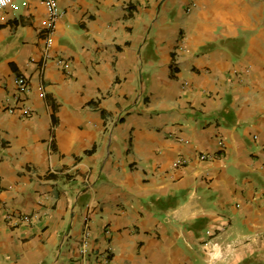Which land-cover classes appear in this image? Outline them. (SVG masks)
<instances>
[{
    "label": "crops",
    "instance_id": "0c3cea01",
    "mask_svg": "<svg viewBox=\"0 0 264 264\" xmlns=\"http://www.w3.org/2000/svg\"><path fill=\"white\" fill-rule=\"evenodd\" d=\"M57 2L0 9V264H264V0Z\"/></svg>",
    "mask_w": 264,
    "mask_h": 264
},
{
    "label": "built area",
    "instance_id": "2783aa9c",
    "mask_svg": "<svg viewBox=\"0 0 264 264\" xmlns=\"http://www.w3.org/2000/svg\"><path fill=\"white\" fill-rule=\"evenodd\" d=\"M11 1L12 0H0V9L7 8L11 4ZM43 1L48 6V12H49L48 13V16H49L48 19H49L50 25H53L56 17L60 14L58 2H57V0H43ZM59 62L64 63L62 60H59ZM64 65L67 66V63H64ZM15 83L22 90H28V88H29L26 78L22 75H18L15 77ZM14 109H18L23 116H27L31 112V108L25 107V106H23V107H11L10 111H13ZM222 145L223 144L221 143V146ZM200 157L202 159H209V158H212V155L203 153L200 155ZM185 162H186V158H184V157H180L176 160V164H184ZM12 218H14V217L11 215L10 219H12ZM14 219H16L15 222L16 221L17 222L30 221L32 219V215H20V216L15 217ZM106 233L110 234V230L107 229ZM88 237H89L88 233L84 234L82 237L81 252H82L83 256L87 255L86 241H87ZM207 244H209V242H207ZM210 244H211L212 249L219 247V242H217V241H213ZM111 256H112V248L108 247L101 254L97 255L95 259L96 260L103 259L105 261H108Z\"/></svg>",
    "mask_w": 264,
    "mask_h": 264
},
{
    "label": "rangeland",
    "instance_id": "374dc122",
    "mask_svg": "<svg viewBox=\"0 0 264 264\" xmlns=\"http://www.w3.org/2000/svg\"><path fill=\"white\" fill-rule=\"evenodd\" d=\"M16 4H17V8L19 7V2H16Z\"/></svg>",
    "mask_w": 264,
    "mask_h": 264
}]
</instances>
